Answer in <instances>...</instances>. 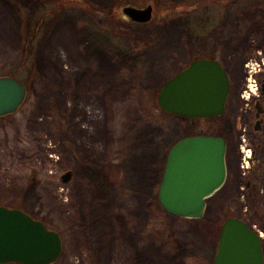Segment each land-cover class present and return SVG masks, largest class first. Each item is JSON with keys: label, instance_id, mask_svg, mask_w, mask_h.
Returning a JSON list of instances; mask_svg holds the SVG:
<instances>
[{"label": "rangeland", "instance_id": "rangeland-1", "mask_svg": "<svg viewBox=\"0 0 264 264\" xmlns=\"http://www.w3.org/2000/svg\"><path fill=\"white\" fill-rule=\"evenodd\" d=\"M147 5L146 24L122 12ZM199 56L220 61L232 92L249 79V58V84L260 87L264 0H0V76L27 90L19 110L0 117V206L61 236L54 264H212L231 217L261 235L264 253L259 198L237 206L233 196L244 191L233 194L231 183L201 219L156 217L170 147L189 134L230 142L222 128L232 126L230 106L217 122L154 107L163 85ZM237 168L229 165L231 178Z\"/></svg>", "mask_w": 264, "mask_h": 264}, {"label": "water", "instance_id": "water-1", "mask_svg": "<svg viewBox=\"0 0 264 264\" xmlns=\"http://www.w3.org/2000/svg\"><path fill=\"white\" fill-rule=\"evenodd\" d=\"M153 8L126 6L124 16L137 24L150 22ZM230 82L223 66L200 59L167 81L157 95L159 108L187 119L212 121L225 111ZM26 87L0 76V117L16 113ZM226 142L212 135L187 136L169 150L159 182L157 200L168 216L197 220L207 201L227 178ZM70 173L62 177L67 183ZM62 253V238L54 230L19 209L0 206V264H54ZM212 264H264L259 234L237 218L224 220Z\"/></svg>", "mask_w": 264, "mask_h": 264}, {"label": "flooded vegetation", "instance_id": "flooded-vegetation-1", "mask_svg": "<svg viewBox=\"0 0 264 264\" xmlns=\"http://www.w3.org/2000/svg\"><path fill=\"white\" fill-rule=\"evenodd\" d=\"M142 8L144 7H141L140 9ZM200 59L218 61L213 56H199L195 58L192 62ZM248 60L249 58H244L243 66L247 69L244 70L246 75H250L249 79L246 76L245 84L242 87H239L236 91L232 92L230 77L228 75V72L225 70L230 82V91L228 94L225 111L220 118L213 121H208L217 122L221 120L223 116L227 115V110L229 106L231 108H234L233 113L227 117L228 121L230 119H233L232 126L228 129L222 127L223 131L226 132L228 130L230 140V142H228L224 138L227 148V178L222 188L218 190L213 196H216L217 194L221 193L224 188H226L231 183L233 194H237L239 193V191H244V193H242V196H240V194H238V196L232 195L234 197L233 201L237 204V206L241 208H247L252 202L255 203L256 199L259 198V202L264 209V80L260 87L257 88L255 86V89H252V86L249 84V81L252 76L251 73L253 70L248 68ZM192 62H190L186 67H188ZM218 62L220 63V61ZM261 71L262 69L259 68L254 72L253 76H264V72L262 71L261 73ZM245 95L246 98H244ZM183 119L186 121H196L195 119ZM194 135L199 134H189L188 136ZM216 136L223 138L221 135ZM229 158H231L230 164ZM236 161H238V168L236 171L237 173H232L233 178H231V171L229 172V165L231 166L232 164L233 166ZM236 196L237 198H235ZM211 198L208 199L207 203L209 202V200H211ZM231 218H237L241 220L239 217Z\"/></svg>", "mask_w": 264, "mask_h": 264}, {"label": "trees", "instance_id": "trees-1", "mask_svg": "<svg viewBox=\"0 0 264 264\" xmlns=\"http://www.w3.org/2000/svg\"><path fill=\"white\" fill-rule=\"evenodd\" d=\"M164 12H172L170 9H166V8H164ZM12 78H14V77H12ZM14 79H16V78H14ZM18 82H20L18 79H16ZM21 83V82H20ZM154 107H155V109L157 110V112H161V113H165V112H163L160 108H159V106H158V103H157V99H156V101L154 102ZM156 206H157V209H156V217L157 218H159L160 219V217H162V216H165L166 217V213L162 210V208L159 206V203H158V200H157V203H156ZM43 223V222H42ZM165 238L164 239H169L170 241H174V239H173V236L168 232V231H166L165 232Z\"/></svg>", "mask_w": 264, "mask_h": 264}, {"label": "bare ground", "instance_id": "bare-ground-1", "mask_svg": "<svg viewBox=\"0 0 264 264\" xmlns=\"http://www.w3.org/2000/svg\"><path fill=\"white\" fill-rule=\"evenodd\" d=\"M258 59H259V61L264 65V61H263V59H261L260 57H259ZM244 98H246V95H245Z\"/></svg>", "mask_w": 264, "mask_h": 264}]
</instances>
